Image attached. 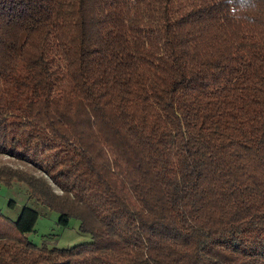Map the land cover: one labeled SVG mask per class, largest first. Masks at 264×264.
<instances>
[{"label":"trees","instance_id":"16d2710c","mask_svg":"<svg viewBox=\"0 0 264 264\" xmlns=\"http://www.w3.org/2000/svg\"><path fill=\"white\" fill-rule=\"evenodd\" d=\"M0 156V264H264V0H0Z\"/></svg>","mask_w":264,"mask_h":264},{"label":"rangeland","instance_id":"374dc122","mask_svg":"<svg viewBox=\"0 0 264 264\" xmlns=\"http://www.w3.org/2000/svg\"><path fill=\"white\" fill-rule=\"evenodd\" d=\"M9 163L12 165L17 164L0 156V165ZM23 207H28L38 214L33 231L26 235L28 240L36 246L63 249L91 242L90 236L80 231V224L77 219L71 218L68 225L62 227L58 224L59 216L57 212L29 199L28 189L24 184L14 182L11 186H6L0 182L1 213L10 220L15 221Z\"/></svg>","mask_w":264,"mask_h":264}]
</instances>
